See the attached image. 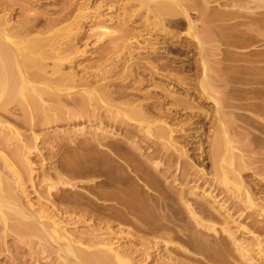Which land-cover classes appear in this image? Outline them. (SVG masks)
<instances>
[{
    "label": "bare ground",
    "instance_id": "obj_1",
    "mask_svg": "<svg viewBox=\"0 0 264 264\" xmlns=\"http://www.w3.org/2000/svg\"><path fill=\"white\" fill-rule=\"evenodd\" d=\"M72 1L69 8H65V11L62 10L61 14L59 13L58 16L53 18L49 17L50 19L47 23L49 27H45L47 35L42 37V34L39 36L31 34L35 31L28 27L29 25L19 26L20 28H18L17 23L16 26H13L12 22L10 25L0 17V116L4 114L6 116L7 114L18 118L19 115L22 119L21 121L19 118V122H23V125L25 123L27 125H24L26 128L29 126V131H31L33 126L41 127L42 125L44 127L50 123L72 122L71 124H73L75 122L74 124H76V121L83 116L91 120L103 119V122L106 123L104 125H107L106 127L111 131L110 136L114 135L113 133L121 135L122 142L110 141L105 143L103 140V142L101 141L102 137L100 136L93 139L96 145L92 143V140H88L90 138L84 141V144L81 142L82 144H79L80 147L78 146L81 153L77 150L78 152H76L73 159L66 162L63 161L57 166L50 165L44 171L40 170L42 172L40 175L41 179H39L40 177L38 178L40 184H37V186L41 185L45 189L43 188L44 190H39V192H45L49 199L48 202L55 203V206H53L61 215H66L70 211L75 212L81 204L88 205L91 208L93 206L92 200L94 199L86 195L89 199L82 201L81 193H78V190L75 189L76 191H73L74 189L70 190L67 188L70 185L71 188L76 187L78 189L79 186H76L77 182L76 184L68 182L63 175L69 173L71 179H79L85 173L89 174L91 172L90 174H92L99 171V177L100 175L105 177L103 185L106 184L112 189L104 190L103 188L97 190V188L93 187L97 191H94V193L90 191V195L102 201L103 209L109 212V214H106L107 216L109 215L110 218L118 220V224L127 223L133 225L137 235L144 240L157 239L161 244V241L166 242L170 237L171 239L172 237L175 239L176 237L184 238V240L186 238L190 242L187 248L190 245L195 253L205 255L208 260L217 264H226L223 252V255L208 253L212 249L210 248V243H207L209 239L206 240L205 237L206 242L200 239V235L206 232L205 230H215L213 223L211 226V223L209 225V222L203 221L200 214L207 217V214L210 213V208H213L227 223L226 214L228 212L224 213L228 208L225 207L224 213H221L216 210V206L211 204L208 206L212 202L208 201L209 198H207V202L200 204L191 202V199L189 200V196L193 194V191L192 186L187 185L195 177L193 176L191 179L194 173L190 171L192 168L190 167L191 162L186 159L192 161L199 168L198 170L195 169L197 173L199 172L198 174L203 175L204 167L201 162H193L192 155L190 156L188 152L193 154L194 157L196 154L197 158H202L201 160L205 159V157L207 158L210 164V171L208 170L209 172L206 175L211 174L210 177L204 179L206 181L204 185L208 187L207 197H211L213 200L217 196H215L214 191L218 188L222 190L221 192H230L239 201L243 203L247 201L255 206H252L253 208H257L258 205L255 204L254 199L252 200V195H250L251 193H249L248 189L244 188L246 186H243L244 180L241 179V172L249 168V163L246 161L247 158H243L242 155L244 154L240 155L234 151L236 146L234 147L231 144L233 137L230 138L228 136L227 130H229V127H227V122L225 121L230 117L229 114L234 112V115L236 113L238 116H242V119L243 117L248 118L250 122L254 120L261 124L260 130L264 134V102L254 101L255 98L257 100V97L251 95V92H255L254 89L258 85H262L259 91L264 94V53L263 51L260 53L255 51V53L246 52L241 54L228 49L229 47H238L240 49L241 46L239 44L241 41H238L240 37L238 35L240 34L237 32L244 27L246 28L243 29L245 32L248 30L256 33L264 41V11L262 12L264 10V0H125L118 12L108 14V16L101 10L105 4H101L99 1L96 3L98 9H96L95 15L89 20L91 24L96 25L93 28L97 29L86 37L89 39L94 37L95 42H92V39L91 41L87 39L86 42L88 41L89 43L87 42L85 45L91 44L90 46H93L95 44L94 46H96V43L100 45L102 43V49L96 52L99 60H97L95 68L93 64V68L86 66L87 70L84 66V72H81L83 73L81 74L82 76H76L73 66L77 65V56L84 50L81 48L83 50L81 51L78 48L79 46L75 47L71 43L73 41L71 38L76 33L72 31L75 28L73 26V24L75 25L74 18L76 17L74 10L79 9L80 11L81 6L86 1ZM189 8L197 11L200 16L201 27L199 28L201 35H198L200 31L196 32L197 27L196 31H194L195 21L193 22L189 17ZM241 8L248 10L250 15L253 12V8L256 10L257 8L260 9V12L257 16H249L248 21L235 20L239 18V9ZM79 11L77 13H80ZM81 14L83 13L81 12ZM84 14L86 13L84 12ZM32 15L34 17V14ZM82 17L84 18V15ZM35 18L33 19L35 20ZM85 18H88V15H85ZM231 20L233 23L229 25L225 23ZM108 22L117 25L118 28H122L123 32H119L120 34L118 35L114 34V36L113 32L108 30ZM182 24H185L186 34L193 38L197 50L198 56L194 60L193 66L197 71L199 70V74H196L193 78H182L175 74L174 70H177L175 68L177 66L162 60L163 57L158 55V53L160 54L158 51L160 46L157 44L158 41H155V38L160 33L168 37L174 33L173 30L171 32L167 28L170 25L172 27H181ZM77 25L76 23L74 30L80 28ZM71 26L74 28H71ZM240 27L242 28L240 29ZM231 30L236 31V33L230 32ZM241 32L243 33V31ZM143 35H147L148 39H146L149 44L146 45L149 46H145V39L144 43L142 42L143 44L140 42L139 38H142ZM75 36L74 40L76 39ZM153 36L155 37L151 39ZM105 37L108 38V44L106 45H104ZM220 45L225 48L220 47ZM165 48L167 49V47ZM106 50L107 52L103 53ZM117 56H119L118 59H116ZM119 65H121L120 69L122 68V72L119 71L118 76L120 80H118L119 82H113L112 87L108 88L110 85L109 80H113L110 78L113 77ZM137 69H139L138 72ZM151 85L156 87L155 89L157 87L161 88L160 92L163 90L165 92L173 91V93L183 94L181 96L182 99H177L178 97L175 96L176 101L172 98L173 102L169 103V99H166L167 96L164 94L163 99L157 98L155 90L147 88ZM209 102L212 103V110L210 109L209 114L206 111L205 114L203 112L205 110L200 109V107ZM236 110L248 111L253 115L238 113L239 111L236 112ZM206 123L210 124L207 134H205ZM9 128L8 130L11 129ZM217 128L218 130H216ZM32 131V137H30L32 139L30 140H37L39 136L34 133L36 131ZM11 132L15 135L16 130ZM17 134L15 137L18 136L17 140H19L20 135ZM177 137L186 140L184 146H178L180 139L178 140ZM203 139L208 145V150L203 148ZM69 141L71 142V140ZM125 141L130 144V148ZM25 144L27 145V143ZM32 146L30 148L29 146L27 147L31 149ZM94 146L96 148L97 146L108 147L117 158L126 164L128 168L126 172L130 171L144 187L139 185V189L133 181H130V183L132 182L134 185L130 184L124 188L116 185L121 182V178L114 174V170L108 166V163L103 164L102 162L104 166L102 168L103 171H101L97 168L99 166L96 167L89 160L87 161L86 155L91 160L96 156L94 154L97 153V150ZM187 146L191 147L189 151L186 148ZM22 149L24 148L22 147ZM98 153L97 156L100 158L101 153ZM73 154L75 153L73 152ZM99 158L98 161L100 160ZM11 159V157L8 159L3 155L0 156V224L3 231L10 228L12 232L13 228L16 231L15 233L19 231V235L21 233L22 235L24 234V239L25 234H29V237L35 235L42 241L51 240L50 244L53 243V248L50 246L52 249L50 253L54 254L55 252L57 262L61 264L67 263L68 255H72L77 263L83 264L91 261H99L102 264H116L117 262L118 264H128L129 260L123 259L121 253L119 254V250L116 251L110 246L105 251L94 250L95 247L90 248L93 251L89 250V247H80L79 245L82 242H78L79 240L75 241L69 234H66L65 229L62 228L63 225L59 226L60 221L63 223V220L59 221L58 212L57 214L51 213L54 211L50 212V207H48L49 211L46 208V211H48L47 215L44 210L45 206L43 209L41 207L40 210H36L34 208L35 204L29 199H27V204L30 209L27 206H21L17 190L23 184L22 174L17 169L18 162L16 161V163L15 160ZM96 160L94 159V162ZM107 161L109 162V160ZM250 168L252 167L250 166ZM3 173H7L9 177L4 176L5 174L3 175ZM173 173H177L179 176L182 175L181 180L183 179L180 182L181 188L173 192L176 196V202L169 201L168 192L164 186L167 182L170 185V183L172 184L177 180ZM84 176L86 177L87 175ZM255 176L260 177L258 178L260 181L264 180V167L258 173H255ZM198 180H200L199 177ZM169 181L171 182L169 183ZM244 182H246V179ZM141 187L143 189L146 187L150 194L147 191L146 196H144L145 193L142 196ZM22 189L20 188L21 191ZM242 197L245 201L242 200ZM214 202L213 200L212 203ZM260 205L258 207L259 211L262 210L261 214L264 213V206ZM37 206L39 207L40 205L37 203ZM215 211L212 212L216 214ZM209 215H213V213ZM102 217L104 218L103 215ZM108 218H106V221ZM209 218L213 219L210 216ZM229 233L230 231L228 230L227 234ZM23 236H21V239H23ZM156 241L154 243H158ZM34 243L36 244L35 241ZM28 244L33 245V242ZM35 244L33 246H37L38 242ZM215 244L217 245V243ZM40 246L45 247L43 243Z\"/></svg>",
    "mask_w": 264,
    "mask_h": 264
},
{
    "label": "rangeland",
    "instance_id": "obj_2",
    "mask_svg": "<svg viewBox=\"0 0 264 264\" xmlns=\"http://www.w3.org/2000/svg\"><path fill=\"white\" fill-rule=\"evenodd\" d=\"M85 1H86V3H84L83 6L85 4H87L89 7L86 5L87 7L81 6L80 11H79V9L78 10L75 9L77 11L74 10V14L76 15V17L74 18L75 19L74 20L75 25L73 24V26L76 28V23H77L78 24L77 26L80 28L76 29V30L79 31L81 29L82 31L80 30L79 34H78V31L74 30L75 28L73 26H71V28H74L72 31H74V33L75 32L77 33L76 36H75L76 33L74 34V36L76 37L75 40H74V36L71 38V40L73 39V41H71V43H73V45H75V47L79 46L78 48L81 51L84 50L82 53H80V55L77 56V60H76L77 65L75 67L73 66V70H74L76 76H80L81 74H83L81 72H84L83 71L84 66L85 67L87 66L88 68L89 67L93 68V66H94V68H95L97 60H99L96 56V52H97V50L101 51L102 43H101V45L96 43L97 47L94 46L95 44L93 46H90L91 44L85 45L88 41H91V39H92V42H95L94 37H92L90 39L86 38V37L90 36L91 33L96 31V29H97V28L96 29L93 28L96 25L91 24L90 23L91 21H89L90 18H92L95 15L94 13L97 11L96 9H98L96 3L100 1L101 4H105L104 6H102V9L101 8H99V9H101L102 12L105 15L107 14V16H108V14H111V13L114 14L115 12H118L120 10V8L123 6L122 3L124 4V2H125V0H106V1L105 0H85ZM85 1H83V2H85ZM70 2L72 3L73 1L72 0L71 1L70 0H0V17L2 19L6 20L9 24L12 22L11 24L12 25L14 24L13 26H16V23H17L18 28H20L22 26H28L29 25L28 27L32 28L35 31V32H32L31 34H33L34 36L35 35L39 36L42 34L41 35V37H42V36L47 35V32H45L46 31L45 27H49V25L47 24L49 22L48 20L50 18L58 16L59 13L61 14L63 11L68 9L69 5L71 4ZM74 6L76 7V5H74ZM93 6H95V7H93ZM214 6H216V5H214ZM52 11H54V12H52ZM78 11L80 13H77ZM239 11H240L239 14L241 17L239 16V18H237L235 20L248 21L249 16H257L258 13L260 12V9L257 8V10H256L255 8H253V12L251 15H250V13H248V10H246V9L241 8V9H239ZM263 11L264 10H262V12ZM81 12L83 14H81ZM84 12L86 14H84ZM188 13H189V17L191 18V20L193 22L195 21L194 24L196 26L194 25V27H195L194 31H196V29L198 28L196 32L198 33L200 31L198 33V35L199 34L201 35V30L199 28V27H201V25H200L201 21L199 20L200 16L197 14V11H194V9L192 10L191 8L188 9ZM31 14H34V17H33V15L31 16ZM83 15H84V18L82 17ZM85 15L86 16L88 15V18H85ZM244 15H246L245 18H244ZM25 16H26V18H25ZM31 17H32V19H31ZM35 17L37 18V20ZM180 17L182 18V16H180ZM33 18H35V20ZM197 19L200 22H198ZM28 20H30V21H28ZM33 20H34V22H33ZM44 21H46V22H44ZM19 22H21V23H19ZM33 23H35V24H33ZM225 23L226 24L228 23L227 25H229L233 22L231 20V21H227ZM107 25L109 27L108 30L112 31L113 35L114 34L118 35L121 32H123L122 28H118V26L115 24L113 25V23L108 22ZM43 26H44V28H43ZM33 27H35V28H33ZM113 27H115L116 29ZM242 27H244V26H242ZM242 27H240V29ZM167 28L171 32L173 30V32L175 34L172 33L168 37V36H163L164 34L160 33L157 36V38H155V41H158L157 44L162 48L161 49L158 45H156L162 51L161 52L160 50H158L160 52V54L158 53V55L163 57V59H162L163 61L170 62L172 65L177 66V67H175L177 70L176 71L174 70V73L177 74L178 76H181L182 78H187V77L193 78L196 74H199V70L197 71V69L193 66V62L198 56L196 53L197 50H196V46L193 42L194 41L193 38H191L189 35L186 34L187 29L185 28V24H182L181 27H179V26L178 27H175V26L172 27V25H170ZM118 29H121V30L118 31ZM243 29H246V28L244 27L241 29V31H243V33L241 31L237 32L238 34H240V35H238V36H240L238 38L239 39L238 41L239 42L241 41L240 44L238 43L241 46L240 49H238V47L237 48H235V47H229L228 48L227 47V48L230 49L231 51H237L241 54H244L246 52L247 53H255V51L258 53L263 51V53H264V41L262 40V37H259L256 33L250 32L248 30H246L247 32H245V30H243ZM81 32H82V34H80ZM230 32L236 33V31H234V30L233 31L231 30ZM35 33H37V34H35ZM173 35H175V36H173ZM242 36H244V37L242 38ZM143 37H145V38H143ZM143 37H142L143 39L139 38L141 40L140 42L144 43V41L146 40L145 46H149V45H146V44H149V43H147L148 42L147 35H143ZM154 37L155 36L151 37V39H153ZM87 39H89V40L86 42ZM250 39H252V40H250ZM107 40H108V38L105 39L104 45L108 44ZM260 41H263V42H260ZM247 44H249L250 46ZM165 47H167V49ZM220 47L223 48L224 46L220 45ZM258 50H260V51H258ZM106 52H107V50L104 51L103 53H106ZM108 52H109V50H108ZM91 55H92V57H91ZM165 56H166V58H165ZM118 58H119V56L116 57V59H118ZM92 64H93V66H92ZM120 66L121 65H119V67L116 68L115 74L113 75V77L110 78L113 80H109L110 85L108 84L109 85L108 88L112 87L113 82H115V81L119 82L118 81V80H120L118 78L119 71L122 72V68L120 69ZM87 67L85 68L86 70L88 69ZM138 70L139 69H137V72H138ZM261 87H262V85H258L254 89L255 92H251V95H255L257 97V100H256V98L254 100L256 102H262V101L264 102V96H262L264 94L259 91V89ZM147 88H149V89L151 88V90L154 89L155 94H156L155 96L156 97L158 96L157 98L163 99L164 95H166L167 98L166 97L165 98L169 99L168 100L169 103H172L173 99H174V101H176L175 96L178 97L177 99H179V98H181V96H183V94H178L177 92L173 93V91L172 92L171 91L165 92L162 90V92H160L161 88L157 87V89H155L156 87H153L152 85L147 87ZM256 89H258V90H256ZM165 106H170V105H165ZM201 108L205 110V111H203L205 114H206V111L209 114L210 111L212 110V103L211 102L205 103L202 107H200V109ZM236 112L253 115V114H250L248 111L236 110ZM4 115L0 116V137H1L0 139L3 140V141L0 140V142H2L0 145L1 146L0 147V156L3 155L5 157H7L8 159L11 157L13 160H15V162L17 161L18 164L20 162L19 165L17 164V169H18V171H21L23 184L20 186V188L22 189V187H23L24 190L22 189V191H21L20 188H18V190H20V191L17 190V195H18V197H20L18 199L21 200L19 203L21 206L23 205L24 207H26V206L28 207L27 199H29L32 203L35 204L34 208H36V210H40L41 207L43 209V207L45 206L44 210H45V213L47 212V215H48L49 209H51L50 212L54 211L51 213H55V214H57L58 211L54 207L55 203L53 204V203H50V201L48 202L49 199H48L47 195L45 194V192L44 193H43V191H42V193H40L41 191L39 192V190H42L43 188L45 189V187H42L41 185L37 186V184H40L39 179H41L40 175L42 173L41 172L42 170L44 171L46 167H47L46 169H48V167L50 165L51 166H57L58 164H61V162H63V161L66 162V161L73 159L76 155V152L80 151V153H81V150H79L80 149L79 144H82L81 142H83V144H84V141H86L88 138H90L88 140L93 141V142L91 141L92 143H95L94 145H96V142L93 139H94V137H97V136L102 137L101 141L103 140L105 143L110 142V141L111 142L117 141L119 143L122 142L121 141V138H122L121 135H117L116 133H113L114 135L110 136L111 131L109 130V128L106 127L107 125L106 126L104 125L106 123L103 122L104 121L103 119L91 120L90 118L87 119L86 116H83V117H81L80 120L76 121V124H74L75 122L73 124H71L72 122L71 123H66V122L65 123L64 122L50 123L49 125H46L44 127L42 125H41V127L40 126L39 127L33 126L34 129L32 128L31 131H29L30 130L29 126H28L29 129H28V128H26L27 125L25 123H24V125H26V126L23 125V122H19L20 120L22 121V119L20 118L19 115H18V118H16L13 115L12 116L7 115V114H6V116H4ZM229 116H228L229 118L226 119L225 122H227V127H229L228 128L229 130H227L228 136L230 138L233 137V139L231 140V144H233L232 146H234V147L236 146L234 151L240 155L244 154L242 156L244 159L247 158L246 161H247V163H249L248 167L249 168H250V166L252 167L250 169L247 168L246 170H243L241 172V177H242L241 179L244 181L246 179V182L243 181V186H246L244 188H247L249 193H251L250 195H252L251 197H252V200L254 199L255 204H257L258 206H259V204L264 206V180L260 181V179H258L260 177L255 176V173H258L260 171V169L264 167L263 166L264 165V162H263L264 161V134H263V131L261 132V130H260L261 124H258V122H255L254 120H251V119H250L251 120V122H250L248 118L246 119L243 117V119H242V116H238L236 113L234 115V112L233 113L231 112L229 114ZM236 116L238 119L236 118ZM19 118H20V120H19ZM258 125H260V126H258ZM206 126H207V128H205L206 129L205 134L208 133L210 124L206 123L205 127ZM232 126H234V127H232ZM6 127H8L10 130H8V128H6ZM38 128H41V129H38ZM14 130H16V133H18L17 135H20L19 140H22V141L17 140L18 136L15 137L16 136L15 132H14L15 135L13 134V132H11ZM32 130L36 131L34 133H36L37 136H39V138L37 140H30V139H32V138H30V137H32V134H31L33 132ZM216 130H218V128ZM28 138L31 142L35 141L34 143L32 142L33 146H32L31 142H30L31 145L29 144ZM62 138H63V140H62ZM177 138H178V140L180 139L178 141V146H180V145L184 146L186 143V140L182 139L181 137L180 138L177 137ZM24 140H26V141H24ZM69 140H71V142ZM205 140H206V136H205ZM205 140L203 139V141H202L203 142V148L205 150H208V145L205 142ZM235 140H237V141H235ZM125 142H126L127 146L129 147L130 144L127 141H125ZM25 143H27V145ZM27 146H29V148H30V146H32V147H31V149H29ZM22 147L24 149H22ZM94 148H96V147L94 146ZM107 148L97 146L96 152L101 153L100 158H99V156H97L99 153L98 154L93 153L97 157L96 156L93 157L92 158L93 161H92L91 158L89 156L87 158V155H86L87 161L89 160L90 163H93L96 167L99 166L97 168L101 171H103V169H102L104 166L103 164L108 163V166L114 170V171L112 170L114 172V174L119 176V178H121V180H120L121 182L116 184L118 186H121L124 188L127 185L132 184V182L130 183V181H133L136 184L135 186L138 187L139 189H140L141 185H142V187H144L143 184H141V182L130 171L126 172V171H128L126 164L122 160L117 158V156L109 148L108 149ZM186 148L188 149V151L191 149V147H189V146H187ZM25 149H26V151H25ZM73 152L75 154H73ZM188 153L190 154V156L192 155L191 158H192L193 162L195 161V163H197V161H199V162H201L202 166L204 167L203 168L204 174L200 175V174H198L199 172L197 173V171H196L199 168L194 163H192V161H190L189 159H186L188 162H191L190 167L193 168V169L189 168L190 171H192L194 173L193 175L191 174L192 176L190 175L191 179L193 178V176L195 177L194 179H192L191 183L189 185H187V186H192V191L194 194V195L192 194L191 196H189V200L191 199L192 200L191 202H195V203H199V204L207 202V198H209L208 201L213 202V200H214L215 202L214 203L210 202L208 204V206H210V204L216 206L217 207L216 210L220 211L221 213H224L225 207L228 208V209H226V211L224 213V214H226L228 212V214H226L227 215V219H226L227 223L225 222V219H223V217L221 215H219L218 212L215 211V209L213 210V208H210V213H209V214L213 213V215L207 214L208 216L204 217L203 214L202 215L200 214V217L202 216V220L205 222H209V225L211 223V226L213 223V227L215 229L214 230L215 232L212 230L214 233L210 230H205L206 232H203L200 235L201 236L200 239L204 240L205 242H206V240L209 239L207 241V243L208 244L210 243L209 245H210V248H212V249L209 250L208 253H210V254L211 253H217V255L218 254L221 255L223 252L224 255L223 254L222 255L225 257V258L224 257L223 258L225 259V263L227 262L226 264H264V213L260 214V212L262 210L259 211L258 206H257V208H253L255 206H253L250 203H248L247 201H245V199L243 197H242L243 198L242 200L245 201L246 203H243L242 201H239L237 198L233 197L230 194V192H224V191L221 192L222 190L218 189V188H216V191H214L215 196L216 195L217 196L214 197L213 200L211 197H207L208 196V187L206 185H204V182H206V181H204V179L211 176V174L206 175L210 171V164L208 163V160L206 157H205V159L201 160L202 158H199V157L197 158L196 154H195V157H196L195 158L193 154H191L190 152H188ZM69 155H70V157H69ZM106 157H108V158H106ZM96 158H97V160H96ZM98 158L101 160V161L99 160L100 162L98 161ZM94 159L96 160L95 162H94ZM260 159L261 160L263 159V160L261 161ZM107 160H109V162ZM110 161H112V162L110 163ZM0 162H1V160H0ZM102 162H103V164H102ZM258 166L260 167V169ZM122 167H123V169H122ZM121 169H122V171H121ZM256 169L257 170L259 169V170L257 171ZM245 171H247V172H245ZM96 172H93L92 174H90L91 172L89 174L85 173L84 175H87V176L85 177L83 175L84 178L80 177L79 179H71V176L69 173H66L65 175H63L64 178H66L65 180H67L68 182H72L75 184L77 182L76 186L77 187L79 186L78 189L76 187L71 188L70 185L67 186V188L70 190L74 189L73 191L78 190V193H81L82 201H86L89 198L94 199V200H92L93 206L91 208L88 207V205L81 204L80 207L75 210V212L70 211L69 213H66V215H64V214L61 215V213L58 212V215H57L59 217V218L57 217L59 221L61 219L63 220V223H62V221H60L59 226L63 225L62 228L65 229L66 234H69V236L72 239H74L75 241L79 240L78 242H82L81 245H79L80 247H89V250H91L90 248L95 247L94 250L105 251V249L110 246V247L114 248V250H116V251L119 250V254L121 253V257L123 259L129 260L128 264H132V263L133 264H217L216 262H212V261L208 260L205 257V255L195 253L193 251V249L190 247V245L187 248V246H188V244H190V242H189V240H186V238L184 240V238H177L176 237V239H175L172 237V239H171V237H170V238H168V241L166 240V242L161 241L162 242L161 244H160V241H158L157 239H156L157 241L156 240L148 241V239L144 240L139 235H137L133 225L127 224V223L126 224L125 223L124 224L123 223L118 224V222H119L118 220L110 218L109 215L107 216L106 214H109V212L107 210L103 209L104 206L101 205L102 201H99L98 199H95L93 195H90L91 194L90 191H92L94 193V191H97V190H100L103 188H104V190H110L112 188L110 186H107L106 184L103 185L104 181H105L104 180L105 177H103V175H100V177H99V174H98L99 171H96ZM117 172H120V173H117ZM192 172H190V173H192ZM173 174L177 178V180H175V182L172 183L173 185L170 183L171 181H169L170 185L168 184V182L166 185H164L167 189V192H168L167 197H168L169 201H172V202L176 200V196L173 192L176 189L181 188L180 182L183 180V179L181 180L182 175L179 176L177 173H176L177 175L175 173H173ZM3 175L6 177H9V175H7V173H3ZM198 177L200 178V180H198ZM132 185H134V184H132ZM93 187L97 188V190ZM35 188H36L37 192L35 191ZM85 190H87V191H85ZM147 191L148 190L146 189V187L144 189L142 188L140 190V192L142 194L141 193L140 194L142 196L144 195V193H145L144 196H146L147 193L150 194V192L149 191L147 192ZM221 193H222V196H221ZM86 195L87 196L89 195L88 196L89 198ZM229 195H231V196H229ZM90 196H92V197H90ZM223 196H224V198H223ZM215 198H218V199H215ZM96 200H98V201H96ZM222 200H223V202H222ZM228 200H230V201H228ZM218 202H220L221 205L218 204ZM37 203L40 205L39 207L37 206ZM46 204H47V206H46ZM222 204H224V205H222ZM48 207H50V208L48 209ZM105 207H107V206H105ZM220 207H221V209H220ZM46 208L48 209V211H46ZM81 208H82L83 212H82ZM85 209H86V211H85ZM212 211H215L216 214ZM91 212H92V214H91ZM76 213L78 214L77 215L78 217L76 216ZM81 213H82V215H81ZM102 215L104 216V218L102 217ZM92 216H94L95 219ZM209 216L212 217L213 219H210ZM214 216L216 217V220H215ZM107 217H109L111 220L108 218L106 221ZM228 230L230 231V233H229L230 235L227 234ZM15 232L16 231L13 228H12V232H11L10 228L6 231H3L2 225L0 224V264H61L60 262H57L55 252H54V254L50 253V252H52L51 251L52 249L50 248V246L53 248V246H52L53 243L50 244L52 242L51 240H48V241L43 240L42 241L39 239L38 236H37L38 237V239H37V237L35 235H31V237H29L30 236L29 234H25V239H24V236H23L24 234L22 235V233H21V235H19V233H20L19 231H18V233H15ZM218 232H219V234H218ZM21 236H23L22 237L23 239H21ZM27 238L29 239V241ZM34 238H36V239H34ZM27 241H28V243L33 242V245L35 244L34 241L36 242V244L38 242V244H37V246H33V245L28 244ZM45 241H46V243H45ZM155 241L158 242L159 244L154 243ZM221 241H222V243H221ZM41 242L43 243V245L46 248L43 246H40L42 244ZM167 242H169V243L167 244ZM215 243H217V245ZM214 244L216 245V247ZM211 245H212V247H211ZM164 247H166L167 249ZM177 247H178V250H177ZM41 248H43V250H41ZM47 248H49V249H47ZM244 248L247 250L244 251L245 250ZM174 249H175V251H174ZM219 250L221 251V253ZM91 251H93V249ZM213 251H215V252H213ZM242 251L244 254L242 253ZM180 253H182V254H180ZM187 255H188V257H187ZM54 258H56V259H54ZM67 258H68V260H67L66 264H76L77 263L75 258H73L72 255H68ZM93 262H94V264L95 263L96 264H102L99 261L98 262L97 261H91L90 263H88V262H86V263L93 264ZM86 263H84V264H86ZM77 264H83V263H77ZM116 264H118V262Z\"/></svg>",
    "mask_w": 264,
    "mask_h": 264
}]
</instances>
